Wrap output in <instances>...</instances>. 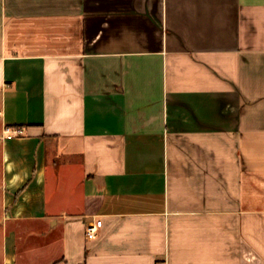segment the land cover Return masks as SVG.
Listing matches in <instances>:
<instances>
[{
    "label": "crops",
    "instance_id": "crops-1",
    "mask_svg": "<svg viewBox=\"0 0 264 264\" xmlns=\"http://www.w3.org/2000/svg\"><path fill=\"white\" fill-rule=\"evenodd\" d=\"M0 196V264H264V0H0Z\"/></svg>",
    "mask_w": 264,
    "mask_h": 264
},
{
    "label": "built area",
    "instance_id": "built-area-1",
    "mask_svg": "<svg viewBox=\"0 0 264 264\" xmlns=\"http://www.w3.org/2000/svg\"><path fill=\"white\" fill-rule=\"evenodd\" d=\"M6 135H16L21 136L23 135V131L21 129H11L6 128L5 129ZM102 227V221H96L93 223H90L86 229V237L89 240H94L97 238L100 228Z\"/></svg>",
    "mask_w": 264,
    "mask_h": 264
},
{
    "label": "rangeland",
    "instance_id": "rangeland-1",
    "mask_svg": "<svg viewBox=\"0 0 264 264\" xmlns=\"http://www.w3.org/2000/svg\"><path fill=\"white\" fill-rule=\"evenodd\" d=\"M0 207H1V196H0ZM0 218H1V212H0ZM23 250L24 249L21 250V248H20L21 253H23ZM1 255H2V236H1V231H0V260H1ZM20 264H28V263H26L24 260H22L20 262ZM58 264H60V263H58Z\"/></svg>",
    "mask_w": 264,
    "mask_h": 264
}]
</instances>
